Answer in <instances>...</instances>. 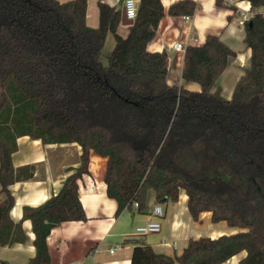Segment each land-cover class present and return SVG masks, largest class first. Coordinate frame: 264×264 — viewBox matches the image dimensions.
I'll use <instances>...</instances> for the list:
<instances>
[{"label":"trees","instance_id":"1","mask_svg":"<svg viewBox=\"0 0 264 264\" xmlns=\"http://www.w3.org/2000/svg\"><path fill=\"white\" fill-rule=\"evenodd\" d=\"M247 1L251 67L227 100L215 88L236 53L216 35L185 48L182 78L200 90L168 83L169 53L147 50L165 17L162 0H141L127 38L118 34L121 11L102 2L93 29L87 0H0V247L27 239L11 218L10 186L36 175L34 164L13 166L18 139L29 136L44 145L75 143L82 152L57 194L24 208L36 236L30 264L51 263L54 228L87 220L78 180L89 173L92 151L108 160L104 182L116 217L145 213L151 189L160 204L178 203L184 191L196 222L210 212L214 224L240 230L190 239L175 257L136 244L131 264H222L243 251L241 264H264V0ZM199 8L181 0L168 15L194 17ZM110 34L115 45L105 66Z\"/></svg>","mask_w":264,"mask_h":264},{"label":"crops","instance_id":"2","mask_svg":"<svg viewBox=\"0 0 264 264\" xmlns=\"http://www.w3.org/2000/svg\"><path fill=\"white\" fill-rule=\"evenodd\" d=\"M56 1L65 3L74 0ZM178 1L181 0H162L165 17L157 29L156 38L148 44L147 50L152 53H162L166 50L169 53L168 83L173 86L184 85L188 90L196 92L200 90V85L187 83L182 78L185 52L177 53L170 48L178 42L183 43L185 47L202 45L208 36H218L236 53V57L230 58L229 66L218 79L215 88H220L222 97L230 100L238 80L245 74V70L251 67L252 51L244 42L246 31L242 12H234L227 6L218 7L217 0H192L200 5L194 17L187 20V16L168 15L169 8ZM87 2V25L93 29L100 25V2L115 7L121 13L125 7V0ZM234 2H242V7L250 14L248 1ZM128 32L129 26L121 24L118 28V34L124 38L128 37ZM114 45L115 37L110 34L103 52L105 50L112 53ZM81 154L80 146L75 143L44 145L40 139L29 136H21L18 139V150L13 155L14 168L34 164L37 171L33 180L19 181L10 186L15 200L11 218L16 224L22 223L27 239L23 243L1 246L0 264H30L35 258L36 236L32 222L23 220L24 208L38 207L57 194L62 189L66 177L79 165ZM107 161V158L91 152L89 173L78 180L79 200L87 220L68 221L51 231L48 238L50 264H131L136 244L148 245L165 256H181L190 239L209 237L215 240L223 235L230 236L240 232L238 229L229 228L226 222L214 224L210 212L202 213L200 220L196 222L188 211V198L184 191L178 203L160 204L155 195H150L148 210L145 213L124 211L116 217L118 203L107 196V185L104 182ZM155 207H161V217L154 214ZM150 221L161 224L159 233L144 237L135 233L138 226ZM246 255L247 252L243 251L222 264H241L240 261Z\"/></svg>","mask_w":264,"mask_h":264},{"label":"built area","instance_id":"3","mask_svg":"<svg viewBox=\"0 0 264 264\" xmlns=\"http://www.w3.org/2000/svg\"><path fill=\"white\" fill-rule=\"evenodd\" d=\"M225 4H233L237 7V9L239 11L242 12L244 18L243 20L246 21L250 18V14L249 12L242 7V2H234V0H223ZM139 4L140 2L137 0H125V9H126V17L128 19H132L133 21H135V19L137 18V14H138V9H139ZM187 20L190 19V17H185ZM185 45L181 42H178L176 44H174L173 46H171L170 49H172V51L174 52H185ZM139 207V204L136 202L134 204V208L137 209ZM154 214H156L157 216H162V209L161 207H155L154 208ZM161 231V224L157 221H150L144 225L138 226L136 228L135 233H137V235L139 236H148L151 235L152 233H159Z\"/></svg>","mask_w":264,"mask_h":264},{"label":"rangeland","instance_id":"4","mask_svg":"<svg viewBox=\"0 0 264 264\" xmlns=\"http://www.w3.org/2000/svg\"><path fill=\"white\" fill-rule=\"evenodd\" d=\"M112 53H109L108 51H105L103 52V55H102V58H101V61L102 63L106 66L107 65V62H108V58L110 57ZM150 195H155V192L154 190H150L149 193H148V198Z\"/></svg>","mask_w":264,"mask_h":264},{"label":"water","instance_id":"5","mask_svg":"<svg viewBox=\"0 0 264 264\" xmlns=\"http://www.w3.org/2000/svg\"><path fill=\"white\" fill-rule=\"evenodd\" d=\"M242 1H247V0H242ZM121 18H122V24H123L124 26H130V25H132V24L134 23V21H133L132 19H128V18L126 17V9H125V7H124V9H123V11H122V16H121Z\"/></svg>","mask_w":264,"mask_h":264},{"label":"bare ground","instance_id":"6","mask_svg":"<svg viewBox=\"0 0 264 264\" xmlns=\"http://www.w3.org/2000/svg\"><path fill=\"white\" fill-rule=\"evenodd\" d=\"M231 9V8H230ZM236 10V9H235ZM137 19V18H136Z\"/></svg>","mask_w":264,"mask_h":264}]
</instances>
